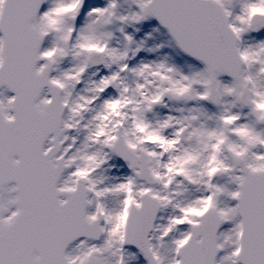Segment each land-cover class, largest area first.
Returning a JSON list of instances; mask_svg holds the SVG:
<instances>
[{
    "label": "snow or ice",
    "instance_id": "6c2138e0",
    "mask_svg": "<svg viewBox=\"0 0 264 264\" xmlns=\"http://www.w3.org/2000/svg\"><path fill=\"white\" fill-rule=\"evenodd\" d=\"M0 264H264V0H0Z\"/></svg>",
    "mask_w": 264,
    "mask_h": 264
}]
</instances>
